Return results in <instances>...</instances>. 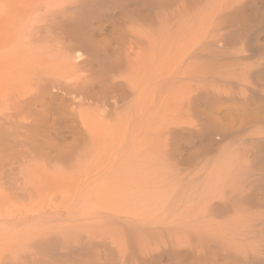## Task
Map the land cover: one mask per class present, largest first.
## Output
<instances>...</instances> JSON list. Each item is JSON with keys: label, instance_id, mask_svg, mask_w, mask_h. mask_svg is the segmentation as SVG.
I'll return each instance as SVG.
<instances>
[{"label": "bare ground", "instance_id": "obj_1", "mask_svg": "<svg viewBox=\"0 0 264 264\" xmlns=\"http://www.w3.org/2000/svg\"><path fill=\"white\" fill-rule=\"evenodd\" d=\"M0 264H264V0H0Z\"/></svg>", "mask_w": 264, "mask_h": 264}]
</instances>
